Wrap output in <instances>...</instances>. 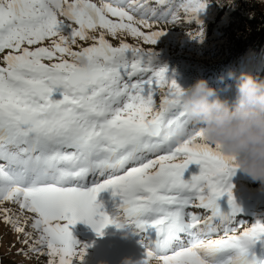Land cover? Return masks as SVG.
I'll return each instance as SVG.
<instances>
[{"label":"snow or ice","instance_id":"1","mask_svg":"<svg viewBox=\"0 0 264 264\" xmlns=\"http://www.w3.org/2000/svg\"><path fill=\"white\" fill-rule=\"evenodd\" d=\"M205 6L188 0L181 16L147 0H0V214L27 253L77 264L86 253L69 226L83 222L97 236L134 229L140 264H264L253 251L264 222L236 219L234 158L204 140L183 90L140 46L165 35L153 30L161 21L199 23ZM192 164L199 174L186 180Z\"/></svg>","mask_w":264,"mask_h":264},{"label":"rangeland","instance_id":"2","mask_svg":"<svg viewBox=\"0 0 264 264\" xmlns=\"http://www.w3.org/2000/svg\"><path fill=\"white\" fill-rule=\"evenodd\" d=\"M258 1L261 6H264V0ZM92 2L99 3V0H92ZM147 2L150 8L156 9L158 12L180 10V15L183 16L180 6L187 3L188 0H147ZM205 5L204 10L197 15L199 23L195 21L188 23L186 19L168 24L161 21L153 30L163 29L166 32L165 35L161 36L155 45L141 43L140 46L146 50H153L156 54L157 67L166 68V75L174 80L182 90L189 88L198 79H204L208 82L209 87L218 90L222 99L231 100L235 89L226 87V85H234V80H229L226 75H223L224 80L221 81L218 79L219 77L209 71L201 73L203 70L198 69L196 64H192V59L197 58L198 50H208L216 48L218 45L222 47L224 43L221 34H215L211 26L214 22L223 19L227 13L226 8H221L216 4L205 3ZM169 19L171 20V17ZM143 31L147 34L151 30L145 28ZM197 31H202V39L192 38V35ZM106 38L116 44V41L111 37ZM124 39L129 44L136 43L130 37ZM158 101L159 96H157V103ZM197 174H199V166L189 165L188 174L184 179L187 180ZM97 179L100 178L97 177ZM230 183L233 185L232 192L235 203L240 208L236 217L237 221L243 222L244 227L251 226V223L257 221L264 222V191L260 190V185L252 182L238 171L231 177ZM112 201L113 197L108 201L101 199L99 195L97 197V202L104 206V211L108 215H112ZM217 203L223 212L230 211L226 197H222ZM3 208H12L14 211H18L16 206L9 203H5ZM192 211L203 213V210L192 209ZM235 226L237 229L243 230L240 223ZM69 231L76 242L75 247L77 249L84 247L86 253L82 260L78 261L77 258V264H121L125 258L131 259L136 264L144 258V238L136 234L132 228L118 230L114 226H109L104 229L101 236H97L90 226L78 222L74 226H69ZM22 240V236L3 223V216L0 214V264H46L48 258L27 253ZM106 242L108 243L106 244ZM262 249H264V243L261 242H257L253 247V251L259 259H264Z\"/></svg>","mask_w":264,"mask_h":264},{"label":"clouds","instance_id":"3","mask_svg":"<svg viewBox=\"0 0 264 264\" xmlns=\"http://www.w3.org/2000/svg\"><path fill=\"white\" fill-rule=\"evenodd\" d=\"M78 63L86 66L83 58ZM226 75L235 81L234 85H226L235 89L231 100L222 99L217 89L198 79L183 90L182 106L202 128L204 140L219 145L223 156L234 158L237 171L264 191V79L247 73L236 75L232 71ZM218 79L223 81L224 77ZM121 264L134 262L125 258Z\"/></svg>","mask_w":264,"mask_h":264},{"label":"trees","instance_id":"4","mask_svg":"<svg viewBox=\"0 0 264 264\" xmlns=\"http://www.w3.org/2000/svg\"><path fill=\"white\" fill-rule=\"evenodd\" d=\"M203 1L226 8L223 19L211 26L224 43L222 47L198 50L192 64L203 70L201 73L209 71L216 77L232 71L264 79V6L258 0Z\"/></svg>","mask_w":264,"mask_h":264},{"label":"bare ground","instance_id":"5","mask_svg":"<svg viewBox=\"0 0 264 264\" xmlns=\"http://www.w3.org/2000/svg\"><path fill=\"white\" fill-rule=\"evenodd\" d=\"M99 197L101 198V199H103V200H107L108 201V199H111V193L110 192H102V193H100L99 194ZM104 203V202H103ZM146 236H148L150 239L151 238H154V237H152V236H150V234H146ZM108 242H106V244H107ZM109 244H111V243H109Z\"/></svg>","mask_w":264,"mask_h":264},{"label":"water","instance_id":"6","mask_svg":"<svg viewBox=\"0 0 264 264\" xmlns=\"http://www.w3.org/2000/svg\"><path fill=\"white\" fill-rule=\"evenodd\" d=\"M188 170H189V167H188V169L185 171V173H184V177L187 176V174H188Z\"/></svg>","mask_w":264,"mask_h":264}]
</instances>
